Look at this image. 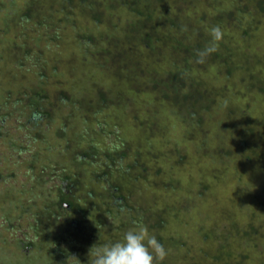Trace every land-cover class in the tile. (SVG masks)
Listing matches in <instances>:
<instances>
[{"label":"trees","instance_id":"trees-1","mask_svg":"<svg viewBox=\"0 0 264 264\" xmlns=\"http://www.w3.org/2000/svg\"><path fill=\"white\" fill-rule=\"evenodd\" d=\"M12 1L0 2V138L17 158L0 156V250L23 264H88L93 245L138 222L168 252L155 264H262L264 0ZM77 13L88 27L76 25L73 47L57 27ZM212 26L223 31L218 50L196 64ZM40 32L48 50L36 53ZM30 54L42 58L35 73ZM7 115L32 131L30 148L6 132ZM189 164L196 179L172 175ZM244 165L259 175L243 185ZM227 168L234 193L204 215L225 229L184 225L178 209L196 208ZM17 216L22 238L7 232ZM193 240L204 248L190 257Z\"/></svg>","mask_w":264,"mask_h":264},{"label":"rangeland","instance_id":"rangeland-1","mask_svg":"<svg viewBox=\"0 0 264 264\" xmlns=\"http://www.w3.org/2000/svg\"><path fill=\"white\" fill-rule=\"evenodd\" d=\"M0 2H2L1 3V8L8 5L5 2V0H0ZM20 5L21 4H20L19 0H13L10 6H13L15 9H19ZM85 19H86V17L82 13L81 14L77 13V21L75 22L76 24H70L69 25V23L64 24V23L59 22L60 25L58 24L57 31L62 37L65 38L64 43H67V45L70 44L71 46L75 47L74 35L73 34L75 32L80 31V30L77 29L76 25L78 23L81 24L82 29L84 30V27H88V26H86L87 25V21ZM71 30L73 31L72 33H71ZM71 36H73V39H71ZM261 36L262 37L264 36V27L261 28ZM261 36H260V38H262ZM45 39H46V34H42L41 33L40 34V39L37 40V41H33L30 45H31L32 48L35 47V44H36V46L39 45L43 51H47L48 50V45H47L48 42L45 41L47 44H43ZM33 51L36 52L37 48H34ZM39 54H40V52H39ZM42 56H43V53L41 54V57ZM25 57H26L25 61H27V63H23L24 66L27 67L29 70L30 69L33 70V72L35 73L36 70L34 68L39 65L40 60L42 58H38V57L36 58V57L32 56L31 54L28 57L27 56H25ZM43 58L46 59L45 54H44ZM80 58H82V57H80ZM80 68H82V66H80ZM32 76L33 75L30 74L29 78H31ZM24 78H25V75H24ZM18 82H19V80L14 85H16ZM34 82H31V83H34ZM9 85H11L13 87V80H10V84ZM49 86H51V84H49ZM51 87H53V86H51ZM15 97H17V94L8 97V100L11 101V99H14ZM19 122H20L19 118H14V116H12V115H9V116L7 115L5 117V119L3 120V122H2V126L7 130L6 132L8 134L10 133L13 137H15V142L14 143L16 145L17 144H19L21 146L27 145L25 147L28 149L31 146L30 143H29L30 142L29 138H31L30 135H32L31 134L32 131L28 132V129H26L24 127H19V125H18ZM172 129L175 130L176 128L173 127ZM3 154L12 161L16 157L15 155L17 154V151H16V149H11L10 146H6L5 147L3 139L0 138V156H2ZM199 162L202 164V166L204 168L206 167V169L213 166L212 164H210L212 162L209 163L208 161H204V160H200ZM195 164H196L197 168H199V169L202 168V166L199 163L196 162ZM195 164H189L187 167H183L182 170L181 169L180 170L179 169L173 170L172 175H174V177H180V182H185L186 178H188V177H192L193 179H196L198 176L195 173H197L198 170L194 166ZM245 166L246 165H244L239 170L240 173L242 174L241 178H242L243 185L245 183L253 182L254 178L258 177V175H259V172H258L257 169L250 168L249 165H248V167H245ZM38 169L41 171L40 173H41L42 176L45 175V171H43L41 168H38ZM7 170H8V168H6V171ZM224 171L225 172L222 174V176L218 177V178L221 179V182L218 185H214V184H212V181H208L209 186L207 187V192L204 195L206 200L205 199L204 200H201V199L199 200L198 199V201H195V202L198 203L196 208L193 207L194 206V202H192V207L193 208H190V210L188 212H185L182 207H180L178 209L179 218H180V220H182V223L184 225H186L185 221H191V222H193V226H191V227H194V228L197 229L200 226L202 231L205 230L207 232V234L209 233L208 235H210V230H212V231H213V229H214V231L217 230L216 227L218 229H225L222 226V225H225L224 222L213 223V222H211L212 218H209L210 216H207L206 218L204 217V215H206L208 212L212 211L210 208H211V203L213 201H217V202L222 201L223 198L231 196L234 193L233 187H235V185H234L235 180H234L233 175L231 173V172H234V171L233 170L231 171L229 168L225 169ZM22 177L20 178L19 174L16 175V178H17L15 180L16 181V183H15L16 185L21 183V181L23 180ZM239 178H240V176H239ZM0 184H2V183H0ZM27 185H28V182L26 180L25 181V186L27 187ZM139 186H140V184L138 185V183H137L136 187L138 188ZM25 197H27V195ZM199 201H200L201 204L199 203ZM201 216H202V218H201ZM24 218L25 217L20 219L19 216H17V218H15V220H13V222H11L10 224L8 222V224H7V232L9 234V236H11V237L12 236H16L18 238H22L23 237V235L26 233V230L24 228H22V227H24V224H25ZM3 225H5V224H3ZM185 231H186V229H185ZM27 234H28V232L26 233V235ZM0 237H2L1 234H0ZM4 237H6V236L4 235ZM1 242H4V240L0 239V244H2ZM192 244H193V248L190 249V251L188 252L190 257L196 256V254L199 252L197 250V247L199 245H201V242H197L196 240H193ZM232 244H234V242H232ZM199 248L201 250L204 247L199 246ZM243 252H244V250H243ZM0 253H1L0 254V264H23L20 261L19 255L17 253L13 254L12 250L11 251H6V250L3 249V250H0ZM32 253H35V252H32ZM262 256H263L262 264H264V252L262 253ZM84 258H88L89 259V257H85V256H84ZM190 260H192V259H190ZM33 262L34 261H32V263H28V264H33ZM255 263H257V257L251 259V262H249L248 264H255ZM24 264H27V263H24ZM179 264H182V263L179 262Z\"/></svg>","mask_w":264,"mask_h":264},{"label":"clouds","instance_id":"clouds-1","mask_svg":"<svg viewBox=\"0 0 264 264\" xmlns=\"http://www.w3.org/2000/svg\"><path fill=\"white\" fill-rule=\"evenodd\" d=\"M182 31H187L184 26ZM210 40L203 49L196 51L194 63L203 64L208 57L218 50L219 42L223 38V31L219 26H212L209 30ZM118 149L120 146H114ZM168 255L163 244L150 235L147 226L134 222L122 240L114 243L95 244L88 251V264H155L163 261ZM73 264H80L76 256H69Z\"/></svg>","mask_w":264,"mask_h":264}]
</instances>
